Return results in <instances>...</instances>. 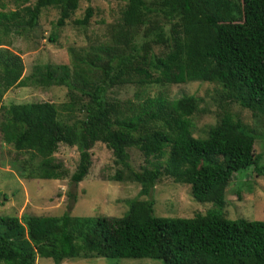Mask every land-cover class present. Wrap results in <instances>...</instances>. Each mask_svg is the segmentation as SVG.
<instances>
[{
    "label": "trees",
    "instance_id": "obj_1",
    "mask_svg": "<svg viewBox=\"0 0 264 264\" xmlns=\"http://www.w3.org/2000/svg\"><path fill=\"white\" fill-rule=\"evenodd\" d=\"M9 1L14 8L5 10ZM80 1L0 0V140L12 146L13 164L27 179L65 178L67 169L54 153L60 143L75 146L73 186L88 173L90 148L103 142L140 185L139 196L127 201L121 216H0V264H34L37 257L54 264L87 257L264 264V220L224 215L234 174L245 176L241 172L250 167L264 174V152L254 151L255 138L264 143V0H150L149 5L126 0L117 24L120 33L129 29L124 39L93 47L88 62L76 58L72 74L67 64L38 63L21 76L22 59L7 48V37L18 28H33L49 7L57 9L55 24L63 26ZM160 15L165 21L157 19ZM91 16L88 5L75 22L86 24ZM152 45H160L162 53L154 54ZM196 80L220 84L224 98L249 109L261 132L226 112L205 137L194 136L202 98L146 95L156 84ZM126 83L143 87L136 100L108 96L111 87ZM30 85L67 87L69 100L60 107L78 108L84 117L62 121L58 106L48 101L2 102L11 87ZM128 148L142 154L139 169L130 165ZM122 172L111 178L121 181ZM164 178L189 185L195 201L212 207L187 217L155 215L152 193ZM69 196L71 205L74 192Z\"/></svg>",
    "mask_w": 264,
    "mask_h": 264
},
{
    "label": "rangeland",
    "instance_id": "obj_2",
    "mask_svg": "<svg viewBox=\"0 0 264 264\" xmlns=\"http://www.w3.org/2000/svg\"><path fill=\"white\" fill-rule=\"evenodd\" d=\"M6 1V0H5ZM126 0H81L76 11L63 26L55 24L58 11L44 8L39 15L38 23L13 30L7 40V46L13 53L19 54L24 68L21 76L31 74L35 64H67L73 73V63L84 58L87 62L93 58V47L111 44L113 37L124 39V34L117 29L121 22V10ZM35 0H31V3ZM149 5L150 0H145ZM92 7V16L86 24H78L76 19L83 17L85 8ZM154 7V5H152ZM14 8L8 2L5 10ZM160 21L165 18L160 15ZM172 21V20H171ZM166 23V26L171 24ZM140 33L142 28L139 27ZM55 36L53 40L50 38ZM124 45V44H123ZM128 50V45H126ZM154 54L162 53L160 45H152ZM68 88L52 86H13L3 94L2 102L23 103L31 101H48L58 106L59 118L71 123L83 118L84 112L75 108L63 110L60 106L69 100ZM143 87L137 84H117L108 90V96L118 101L136 100V94ZM162 92L168 98L182 95H194L202 98L195 113L194 136L205 137L208 129L216 124L221 115L228 112L233 119L252 132H261V127L251 116V111L236 101L225 99L221 86L217 82L189 81L185 83H166L147 88L146 95ZM255 153L264 152L262 139L254 140ZM91 165L85 177L73 186L70 174L78 163V151L75 146L60 143L54 156L61 160L67 169L62 179L23 178L14 166L15 151L12 146L0 140V216L55 215L70 213L73 216H121L127 210V201L139 196L140 185L127 175L128 170L115 161V157L103 142L97 141L90 148ZM130 165L135 169L144 163L142 154L135 148H128ZM262 162V160H261ZM16 163V162H15ZM264 163V156L263 162ZM116 171H123L121 181L112 179ZM264 171V167H263ZM236 173L227 184L224 215L235 219L264 220V174L258 176L252 168ZM249 175H248V174ZM75 194L74 202L69 205V194ZM145 197L140 195V199ZM154 214L157 216H192L196 212L205 213L212 207L211 202L199 203L190 196L189 185L175 183L169 178L159 181L154 187ZM34 264H54L51 258L37 257ZM63 264H162L160 259L153 258H105L87 257L66 259Z\"/></svg>",
    "mask_w": 264,
    "mask_h": 264
}]
</instances>
